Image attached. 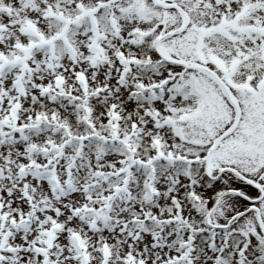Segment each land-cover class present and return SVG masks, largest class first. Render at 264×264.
<instances>
[{
	"label": "snow or ice",
	"instance_id": "snow-or-ice-1",
	"mask_svg": "<svg viewBox=\"0 0 264 264\" xmlns=\"http://www.w3.org/2000/svg\"><path fill=\"white\" fill-rule=\"evenodd\" d=\"M0 264H264V0H0Z\"/></svg>",
	"mask_w": 264,
	"mask_h": 264
}]
</instances>
